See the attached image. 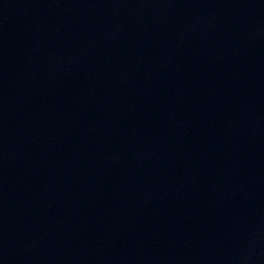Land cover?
I'll return each instance as SVG.
<instances>
[{"label": "water", "instance_id": "water-1", "mask_svg": "<svg viewBox=\"0 0 264 264\" xmlns=\"http://www.w3.org/2000/svg\"><path fill=\"white\" fill-rule=\"evenodd\" d=\"M0 264H264V0H0Z\"/></svg>", "mask_w": 264, "mask_h": 264}]
</instances>
